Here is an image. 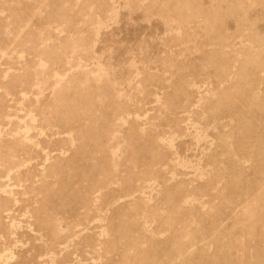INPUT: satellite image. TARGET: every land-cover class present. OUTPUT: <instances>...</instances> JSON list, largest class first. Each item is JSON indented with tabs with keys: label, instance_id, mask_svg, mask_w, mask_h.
<instances>
[{
	"label": "rangeland",
	"instance_id": "374dc122",
	"mask_svg": "<svg viewBox=\"0 0 264 264\" xmlns=\"http://www.w3.org/2000/svg\"><path fill=\"white\" fill-rule=\"evenodd\" d=\"M0 264H264V0H0Z\"/></svg>",
	"mask_w": 264,
	"mask_h": 264
}]
</instances>
